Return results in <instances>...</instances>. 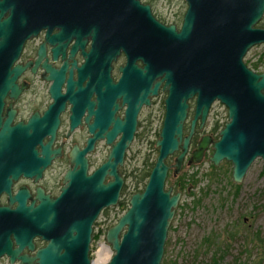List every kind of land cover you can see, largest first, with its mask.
I'll return each instance as SVG.
<instances>
[{
  "label": "water",
  "instance_id": "obj_1",
  "mask_svg": "<svg viewBox=\"0 0 264 264\" xmlns=\"http://www.w3.org/2000/svg\"><path fill=\"white\" fill-rule=\"evenodd\" d=\"M185 2L188 8L177 32L175 26L163 25L152 6L141 0H0V36L15 45L17 54L34 34L35 22L58 23L62 34L78 38L84 34L101 48L140 49L146 54V78L164 76L168 97L157 143L159 155L145 190L131 197L129 210L107 232V244L114 252L109 264H162L169 228L182 198V193L172 194V188L165 190L166 180L171 169L175 177L181 174L197 125L204 130L214 103L228 109L229 122L219 140L202 136L188 166L200 164L212 146V164L231 163L233 182L241 184L252 164L259 158L264 161V73L244 62L250 49L264 45V29L258 27L264 18V0ZM194 97V115L185 135L189 101ZM108 103L102 98L98 125L104 133L109 122L115 123L117 132L126 133L127 142L113 146L109 161L94 175L87 177L81 171L70 176L63 210L54 217L51 243L39 252V264H92L93 225L104 209L119 203L123 179L118 167L123 165L135 123L134 115L130 128L115 122ZM107 137L110 143L115 134ZM176 153L169 166L168 159ZM109 170L115 181L105 185ZM28 225L16 226L19 249L12 250L9 241L3 243L5 252L19 257L12 258V264H31L21 255L29 245Z\"/></svg>",
  "mask_w": 264,
  "mask_h": 264
},
{
  "label": "flooded vegetation",
  "instance_id": "obj_2",
  "mask_svg": "<svg viewBox=\"0 0 264 264\" xmlns=\"http://www.w3.org/2000/svg\"><path fill=\"white\" fill-rule=\"evenodd\" d=\"M184 15L169 21L155 16L179 32ZM8 16L4 14L3 20ZM261 22L259 28L264 29V18ZM33 28L34 34L18 54L15 45L0 36V264L19 259L3 246L9 241L12 250L20 248L17 224H29V245L21 255L39 264V252L51 243L54 217L63 210L70 176L81 171L87 177L94 175L109 161L113 146L127 142L126 133L117 132L113 122L102 133L98 125L102 98L109 99L114 121L119 120L124 128L133 126L134 115L133 139L118 167L123 179L119 203L127 202V208L131 197L142 193L148 182L140 181L139 168L129 171L126 166L148 163V149L157 148L166 114V81L164 76L146 78L147 59L142 50L132 52L127 45L101 48L84 34L79 38L62 34L58 23L35 22ZM195 106L196 97L189 101L185 135ZM200 132L198 124L191 146ZM108 133L115 134L110 143ZM152 138L156 140L151 142ZM110 172L105 185L115 181ZM177 193L183 196L181 191L172 194ZM95 224L91 259L93 244L102 236L106 241L114 222L105 219V227L97 232L98 220Z\"/></svg>",
  "mask_w": 264,
  "mask_h": 264
},
{
  "label": "rangeland",
  "instance_id": "obj_3",
  "mask_svg": "<svg viewBox=\"0 0 264 264\" xmlns=\"http://www.w3.org/2000/svg\"><path fill=\"white\" fill-rule=\"evenodd\" d=\"M141 1L151 5L153 13L166 21L185 14L188 8L185 0ZM244 62L252 70V65L260 64L254 71L264 73V45L250 49ZM162 116L161 113L159 117ZM228 122V109L219 102L214 103L204 130L198 133L189 150L181 174L174 177L169 172L166 190L173 188L174 193L181 191L183 196L169 228L162 264H264V161L257 159L241 184L233 182L231 163L223 161L218 167L212 164L209 160L214 153L212 146L200 164L187 165L202 136L211 135L219 140ZM216 123L219 124L217 133L212 132ZM158 155V149L150 147L148 164L156 163ZM177 155L168 159V165L174 164ZM126 167L129 171L139 168L140 175L147 170L146 164ZM128 209L124 205L109 209L108 213L104 211L96 232L104 226L105 219L116 224ZM93 246L94 260L101 245L95 242Z\"/></svg>",
  "mask_w": 264,
  "mask_h": 264
},
{
  "label": "trees",
  "instance_id": "obj_4",
  "mask_svg": "<svg viewBox=\"0 0 264 264\" xmlns=\"http://www.w3.org/2000/svg\"><path fill=\"white\" fill-rule=\"evenodd\" d=\"M258 27H263V23L260 22L258 24ZM252 67H253V70H257L260 67V64H258V63L257 64H254V65H252ZM218 128H219V124L216 123L215 126H214V128H213V132H216L217 133ZM146 166H147V170H144V172L140 175V181H144V180L146 181L147 180V182H148L149 177H150V174H151V172H152V170H153V168L155 166V163H151V164H148L147 163ZM126 203L127 202H124V201L121 202V203H119V205L117 206V208L123 207L124 205H126Z\"/></svg>",
  "mask_w": 264,
  "mask_h": 264
},
{
  "label": "bare ground",
  "instance_id": "obj_5",
  "mask_svg": "<svg viewBox=\"0 0 264 264\" xmlns=\"http://www.w3.org/2000/svg\"><path fill=\"white\" fill-rule=\"evenodd\" d=\"M104 253L106 254L102 255ZM107 254H108V258H107ZM111 257H112V250L108 246L102 245L100 259L97 260L95 264H102L106 259L109 260Z\"/></svg>",
  "mask_w": 264,
  "mask_h": 264
},
{
  "label": "built area",
  "instance_id": "obj_6",
  "mask_svg": "<svg viewBox=\"0 0 264 264\" xmlns=\"http://www.w3.org/2000/svg\"><path fill=\"white\" fill-rule=\"evenodd\" d=\"M99 244L101 245V248H99V249L96 251V253H95V259L93 260V264H95V262H96L97 260L100 259L101 250H102V245H106L105 236H102V238H101ZM106 246H107V245H106ZM105 254H106V253H104V254H102V255H105ZM112 256H113V252H112ZM107 258H108V254H107ZM111 258H112V257H111ZM111 258H110L109 260L106 259L102 264H109Z\"/></svg>",
  "mask_w": 264,
  "mask_h": 264
}]
</instances>
